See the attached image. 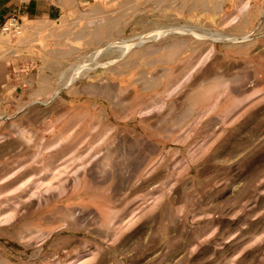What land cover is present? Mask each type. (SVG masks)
Masks as SVG:
<instances>
[{
  "label": "rangeland",
  "instance_id": "obj_1",
  "mask_svg": "<svg viewBox=\"0 0 264 264\" xmlns=\"http://www.w3.org/2000/svg\"><path fill=\"white\" fill-rule=\"evenodd\" d=\"M35 1L0 29V264H264V0Z\"/></svg>",
  "mask_w": 264,
  "mask_h": 264
},
{
  "label": "crops",
  "instance_id": "obj_2",
  "mask_svg": "<svg viewBox=\"0 0 264 264\" xmlns=\"http://www.w3.org/2000/svg\"><path fill=\"white\" fill-rule=\"evenodd\" d=\"M56 11L52 9H41L40 4L35 0L23 2L20 0H0V29L12 17L17 18L24 25L28 22H52L56 20ZM3 65L0 63V68Z\"/></svg>",
  "mask_w": 264,
  "mask_h": 264
},
{
  "label": "built area",
  "instance_id": "obj_3",
  "mask_svg": "<svg viewBox=\"0 0 264 264\" xmlns=\"http://www.w3.org/2000/svg\"><path fill=\"white\" fill-rule=\"evenodd\" d=\"M10 29L18 30V21L15 19L8 20L2 29L4 32H8Z\"/></svg>",
  "mask_w": 264,
  "mask_h": 264
}]
</instances>
